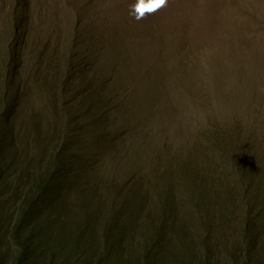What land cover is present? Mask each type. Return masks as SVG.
<instances>
[{
  "label": "trees",
  "instance_id": "obj_1",
  "mask_svg": "<svg viewBox=\"0 0 264 264\" xmlns=\"http://www.w3.org/2000/svg\"><path fill=\"white\" fill-rule=\"evenodd\" d=\"M173 1L137 20L138 0H84L111 13L101 16L111 24L98 35L150 51L144 57L153 67L157 57L169 70L194 68L192 98L213 89L234 99L226 122L213 113L192 144L175 142L143 159L128 143L134 130L113 128L114 108L132 112L128 89L115 91L125 80L89 75L99 72L94 48L85 57L72 49L70 63L60 56L47 80L32 82L49 92L46 107L35 120L21 119L17 39L29 0H12L0 42V264H264V100L255 91L237 96L204 75L212 64L227 77L246 75L249 57L259 56L261 70L253 72L264 79V26L223 22L228 0ZM192 2L202 5L193 10ZM118 9L128 11L124 25L112 23ZM134 82L131 90L141 92ZM129 154L144 165H128L121 182L117 169Z\"/></svg>",
  "mask_w": 264,
  "mask_h": 264
},
{
  "label": "rangeland",
  "instance_id": "obj_2",
  "mask_svg": "<svg viewBox=\"0 0 264 264\" xmlns=\"http://www.w3.org/2000/svg\"><path fill=\"white\" fill-rule=\"evenodd\" d=\"M113 5L111 2L110 6ZM201 5L192 2L193 10ZM227 5L230 6L231 15L223 22L235 24L237 21L244 26V29L264 26V0H228ZM11 10L12 0H0V42L4 39L5 31L10 29L7 18ZM127 12L124 9H118L112 23L118 26L124 25ZM105 14L111 15L103 7L86 6L84 0H29L26 17L20 22V34L17 39L19 56L16 77L22 92L18 105L21 119L25 117L27 120H35L46 107L49 92L42 90L39 84L32 85V82L42 83L41 81L47 80L46 74L54 73L58 69L60 56H66L61 58L63 66L70 63L72 49L80 53V57H85L88 52L92 53V48L97 52L91 54L90 58L97 61L96 68L99 67L97 69L99 72L95 71L97 74H94L92 70L89 73L91 77L103 78L105 74L112 80H125L120 85L122 88L117 86L115 91L122 92L128 89L123 91V94L127 93L125 102L132 112L126 113L122 109L114 108L111 115L112 119L117 121L114 122L113 128L116 133H120L122 128H127L128 131L134 130L128 143L133 144L134 150L141 151L143 159L147 156L150 159L154 153L164 151L165 147L167 150L171 144L174 150L175 142L187 141V145L192 144L196 141L194 133L199 127L204 130L211 127L210 118L213 113L221 123L231 118L234 99L230 94H220L213 89L209 94L206 93L203 97L195 99L188 94V88L191 87L194 91L197 85L196 80L193 83L190 82L194 77L188 76L196 74L193 72L196 71L194 68H189V74L182 73V66L180 67L177 63L169 70L166 69L167 63L157 57L153 58L155 62L153 67L144 57L145 54L151 53L150 51L140 50L133 42L128 43L125 48L119 45L120 41L117 37L107 39L98 35L101 27H110L111 21L107 22L101 18V16L106 17ZM121 15L123 18L119 20ZM103 22L106 24H102ZM132 22L133 20H130L129 23ZM76 27L82 33L78 32ZM85 33L89 37L91 35L93 42L95 41L93 47L87 43ZM258 35L264 40V33ZM109 49L111 50L108 51ZM168 60L173 59L168 56ZM3 61H5L4 58ZM249 61L250 73L246 75L227 77L221 75L222 70L213 64L204 75L211 83L214 82L219 84L218 86L235 91L237 96L248 95V92L255 91L264 100V82H262L264 79L261 74L253 72L261 70V61L259 56L249 57ZM1 69H5L4 63ZM165 69L167 72L164 76L157 73ZM134 77L138 87L142 89L141 92L136 93L131 90L135 85ZM27 82L29 84L25 86ZM52 86L57 95L54 96L52 104L57 106L60 103L55 99L61 100L58 89H61L63 85L61 81H57L52 83ZM112 90L114 91L113 88ZM115 91L113 97L116 102H119ZM68 98L71 99L70 96ZM120 98L122 99V96ZM3 99L4 93L0 92V102H3ZM212 99H216L214 105H212ZM260 103L264 105L262 101ZM133 106L141 108L140 111L133 109ZM42 139L41 136L39 141ZM127 159L128 161H124L117 169L124 174L115 177L117 180H122L121 182H127L125 175L130 172V169L127 171L128 165L134 164L138 170H141L144 165L142 160L139 161L131 154ZM109 166L113 168L111 164Z\"/></svg>",
  "mask_w": 264,
  "mask_h": 264
},
{
  "label": "clouds",
  "instance_id": "obj_3",
  "mask_svg": "<svg viewBox=\"0 0 264 264\" xmlns=\"http://www.w3.org/2000/svg\"><path fill=\"white\" fill-rule=\"evenodd\" d=\"M169 0H138L135 5V19L141 20L146 15L154 14L167 6Z\"/></svg>",
  "mask_w": 264,
  "mask_h": 264
}]
</instances>
